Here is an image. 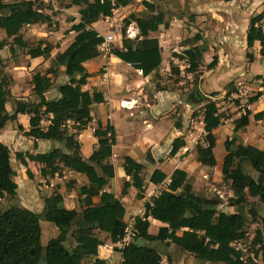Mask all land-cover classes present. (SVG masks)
Segmentation results:
<instances>
[{"label": "crops", "instance_id": "1", "mask_svg": "<svg viewBox=\"0 0 264 264\" xmlns=\"http://www.w3.org/2000/svg\"><path fill=\"white\" fill-rule=\"evenodd\" d=\"M41 1L43 4L47 3L46 0ZM140 2L149 3L153 8L148 10L140 6L132 9L133 5L129 3L128 6L114 11L113 15L126 14L122 17L123 20L131 14L145 18L160 16L161 24L155 32H149L148 36L149 39L158 41L161 50V65L158 70L144 76L140 70L116 58L113 51L123 49L124 41L119 39L118 34L115 35L112 43L115 47L112 49L110 46L98 47V56L84 64L89 78L82 90L89 94L101 95L104 102L90 106L91 122L86 129L77 131L74 122L67 123L69 132L75 135V140L80 144L81 155L86 160L97 149V139L94 137L97 125H101L102 128L109 126L113 130L115 144L108 162L113 166L114 177L100 193L112 195L122 204L125 209L126 225L134 220L135 211H142L145 204L150 203L160 193L156 191L159 185L150 183L155 171H160L167 179L177 169L186 172L192 184V192L198 196L195 192L198 186H203L207 181L209 170L217 168L221 170L225 156L224 143L227 140L234 139L237 144L264 150V115L259 120L255 118L264 114V56L261 54L260 42H255L252 49L248 50L246 41L250 20L264 12V0H140ZM45 10L44 7V13L49 15ZM62 10L73 18L66 19L58 30L47 33L44 31L49 24H38L27 26L21 31L24 42L33 44L31 42L35 38L36 43L44 42L42 48L48 44L51 51L47 57L31 58L26 50L16 46L13 47V51L9 47L0 51L3 74L10 79L8 87L10 98L6 104V112L9 115L14 113L17 102L27 106L38 103L32 85V77L36 73L50 79L51 87L44 94L48 102L58 100L60 98L58 88L68 84L69 80L63 67L57 69L55 76L49 73L55 56L63 53L73 42L76 34L71 32L70 28L80 20L77 8ZM125 10H128L127 13ZM49 16L52 22V17ZM90 29L96 31L103 39L113 35L109 33L110 28L101 19L92 24ZM0 39H5V34L1 30ZM135 43L128 44L132 48ZM195 48L202 52L204 66V70L200 71L201 75L196 78L195 73L186 72L188 59L184 54ZM248 52L252 55V60H248ZM214 57L217 58V64L212 69H207ZM171 65L174 66L176 80L168 79L173 73ZM184 79L190 84L186 85ZM166 80L171 84L170 88L164 87ZM194 83L207 99L201 104H193L189 100ZM228 85L233 86L235 91L227 97ZM258 93H260L258 100L248 105L247 100ZM224 98L230 102L239 100L240 105L235 106L234 102L228 105L221 103ZM121 102L130 103L132 108L130 110L121 108ZM209 102L215 103L217 115L222 117L220 126L212 131L213 154L216 160V166L213 168L200 165L196 161L195 153V146L198 143L206 146L203 119L204 107ZM246 110L249 112L248 126L235 131V122ZM51 118L50 115H44L41 127L47 128ZM175 120L178 123H175L177 122ZM29 121V115L18 114L16 120L8 121L0 131V143L10 151V165L15 175L13 181L17 185L16 196L8 205L31 211L39 220L45 221L44 199L57 194L62 198L61 206L64 209L80 212L85 197L81 190L90 188L84 175L61 167L60 173L53 178H42L41 170L44 167L42 164L30 162L25 158L26 165H22L16 159V154L24 156L25 153H29L35 156L59 148V144L54 141H35L31 137H25L24 133L29 131ZM19 127L23 128V132L19 131ZM218 136H221V141L218 140ZM176 139H182L185 145L171 157L172 143ZM221 146L223 152L216 153V149ZM126 158L142 166L140 178L146 194L131 185L132 177L128 176L127 172L133 173V170L125 164ZM125 183L131 186L126 194L122 195ZM100 201V196L92 199L94 205H99ZM260 211L261 209L258 215L264 218ZM148 220V234L157 236L159 229L165 225L152 219ZM96 236L103 243L97 250L98 259L108 264H121L122 258L117 244L110 242L109 235L98 231ZM54 237L43 241L44 244ZM162 245L164 244L159 243L158 248ZM174 247V245L167 247V252L172 253L171 249ZM158 251L161 253L163 264L166 255H163L160 249ZM179 252L187 255L180 250ZM191 260L192 264H202L192 257ZM94 262L95 258L91 257L84 259L83 264Z\"/></svg>", "mask_w": 264, "mask_h": 264}, {"label": "trees", "instance_id": "2", "mask_svg": "<svg viewBox=\"0 0 264 264\" xmlns=\"http://www.w3.org/2000/svg\"><path fill=\"white\" fill-rule=\"evenodd\" d=\"M68 1L69 4L65 8H77L80 17L79 22L70 28L76 36L63 53L55 56L49 71L55 76L57 69L63 67L69 80L68 84L58 88V100L48 102L44 94L51 87L50 79L36 73L32 77V85L38 103L27 106L17 102L14 113L9 115L6 112V104L10 98V79L3 74V63L0 59V131L8 121L16 120L18 114L29 115V131L25 132L24 136L35 141L57 142L65 151L58 148L35 156L29 153L24 156L16 154V159L22 165H26L25 158L30 162L42 164V178H53L60 173L61 167L68 168L84 175L90 188L81 190L85 197L80 212L64 209L61 206L62 198L57 194L44 199L45 221L52 224L57 232L45 245L41 220L36 214L14 205L4 208L1 205V202L10 201L16 196L17 185L13 181L15 175L10 165V151L0 143V264H83L84 259L91 257L95 258L94 264H108L98 259L97 250L103 243L95 235L96 232L108 234L110 242L117 244L124 237L127 227L122 204L114 196L100 193L114 177L113 166L108 162L115 144L113 130L109 126L102 128L97 125L94 130L97 149L86 160L81 155L80 144L75 140V135L69 132L67 123L74 122L77 131L86 129L91 122L90 106L104 102L101 95L89 94L82 90L89 78L84 64L98 56V47L104 42L90 26L100 19L112 17L114 11L128 6L130 0ZM143 6L148 10L153 8V5L146 2H143ZM43 9L41 0H20L13 3L0 0V30L5 34V39H0V51L5 47L13 51L16 46L26 50L31 58L47 57L51 51L48 44H45L44 48L43 41L30 44L24 42L21 35V31L27 26L51 23L50 16L45 14ZM263 19L264 12L250 20L246 38L248 50L252 49L255 42H260L262 56L264 34L258 29V24ZM132 22L136 23L140 37L132 48L124 41L123 48L128 51L114 50L113 55L148 76L161 65L158 41L148 38L149 32H155L161 24L160 16L145 18L131 14L124 19L125 27ZM184 54L188 59L186 72L196 74L203 60L202 52L195 48ZM247 58L252 60L249 52ZM216 64L217 58L214 57L207 69H212ZM170 69L175 72L173 65ZM229 94L228 91L227 97ZM259 97L260 93L249 98L247 104L256 102ZM217 113L215 103L209 102L205 105L203 123L206 146L201 143L195 146L196 161L208 168L216 166L212 131L220 126L222 118ZM44 115L52 116L50 125L45 129L41 127ZM263 115H257L255 118L259 120ZM248 118L249 112L246 110L235 122L234 130L248 126ZM19 131L23 132V128L19 127ZM184 145L182 139H176L172 143L170 156L174 157ZM224 150L221 174L222 180L230 183L234 195L231 205L236 209L250 207V219L245 220L238 213L218 212L219 203L193 194L187 173L177 169L170 176L171 183L167 189L145 204V220L135 219L136 235L133 241L123 249H118L122 258L121 264H160L161 253L152 248L156 243L174 245L202 263L244 264L240 261L241 257H245V264H258L256 259L264 263V240L261 232L257 230L249 245L246 243L249 225L258 224V221L264 225V219H259L254 208L256 203L264 205V150L237 144L234 139L224 143ZM124 162L133 170V173L127 172L128 176L132 177L131 185L142 192V166L129 158ZM245 164L257 174V180L244 172ZM166 179V175L155 171L150 183L157 186ZM131 185L124 184L122 195L126 194ZM98 196L101 199L100 204L94 205L92 199ZM249 199H253L255 203H250ZM148 219L165 225L159 229L157 236L148 234ZM68 238L72 239L73 248L66 245ZM138 241L145 242L146 245L138 244ZM237 243L246 246V253L235 251L233 246Z\"/></svg>", "mask_w": 264, "mask_h": 264}, {"label": "rangeland", "instance_id": "3", "mask_svg": "<svg viewBox=\"0 0 264 264\" xmlns=\"http://www.w3.org/2000/svg\"><path fill=\"white\" fill-rule=\"evenodd\" d=\"M19 1L20 0H6L7 3L19 2ZM112 1H114V0H112ZM46 2L47 3L44 4V7L46 8L45 11H48V14L51 15V17H52L51 23H53V24H49V26L47 28H45L46 31H44V32H47V33L54 32V31L58 30L62 24H64L63 22L66 19L73 18L72 16H69V14H66L62 10L65 8L66 5L69 4L68 0H46ZM130 3H131V5H133L132 9H137L140 6H143V4H142V2H140V0H130ZM125 11H126L125 13H127L128 10H125ZM125 15L126 14L120 15L117 13L116 15H113L112 18H110L109 20L101 19V21H103L107 24V26L110 28L109 33L113 34L114 36L115 35L117 36V34L119 35V33L122 34V32H123V35H125V29L127 26L125 27L124 20L122 19V17ZM53 25H55V26H53ZM42 29H44V28H42ZM31 43L36 44L35 38ZM58 43H60V42H58ZM112 47H115V46L110 45L111 49H112ZM201 68H203V69H201ZM203 70H204V66L201 63L198 70H197V73L194 74V77L196 78V77L200 76L201 75L200 71H203ZM176 76L177 75L173 72L172 77H168V79L169 80H176ZM184 80H185V82H187L186 85L190 84V82L188 80H186V79H184ZM167 81L168 80H166L164 87L170 88L171 84H169ZM194 84L196 86V83H194ZM231 85H228V87H226V90H228L230 93L235 91V88ZM193 89H194V85H193V88L191 90H193ZM222 102L224 104H227V105L230 104L231 102H234L235 106L240 105L239 100L230 102L227 98L226 99L224 98V100L221 101V103ZM224 115L226 116V114H224ZM174 118L176 119V115L174 116ZM175 121H177V120H175ZM175 123H178V121ZM218 140L219 141L222 140L221 136H218ZM218 145H220V143ZM222 146H223V144H222ZM222 146L218 147L216 149V153L223 152ZM59 148L62 149L63 151H65V149L62 146H60V144H59ZM163 160L165 161V159H163ZM180 160L182 161V158H180ZM243 168H244V172L246 174L250 175L253 179L257 180V174L251 170V168L249 167L248 164H245L243 166ZM220 171L221 170L218 168L213 169V170H209V172L207 173V175H208L207 181L204 182L205 181L204 180L203 186H198V190L195 193L204 199L214 200V201L218 202L219 205L222 206V207L218 206V208H217L218 212L223 211L225 213L236 214L237 209L231 205V200L234 198V195H233L230 183L224 182L222 180V174ZM41 187H43V186L41 185ZM143 192H144V190H143ZM144 193L146 194V192H144ZM218 193H220L223 196V199L219 198ZM249 201H250V203H253V202L255 203V201L253 199H249ZM8 203H10V202L8 200H5L2 202L1 205L3 208L8 207L9 206ZM249 208L250 207H246L245 209H243L244 216L247 220L250 219V216L248 215ZM254 208L257 210V212L259 211V209H261L260 212L262 213V216H264V205L256 203ZM262 208H263V211H262ZM258 217H259V219H264L261 216H258ZM41 225H42V229H43L44 242L46 240L50 239L51 237L56 236L57 232H55L56 228H53L54 226H52V225L50 226L49 223H47L46 221H41ZM257 230H259L261 232V234L263 236V240H264V225L261 224L260 221H258V224L249 225V227L247 228V231H246L247 237H248L247 238L248 240L246 242L247 245H249L251 240L254 239L255 233ZM138 244L146 245V243L142 242V241H138ZM66 245L68 247H71L73 245L71 238H68ZM169 246L170 245L164 244L158 248V250L160 249V251L163 252L162 253L163 255H166V256H164L165 262L163 264H192L191 263V261H192L191 257L182 254L175 247L171 249V250H173V251H171L172 253L167 252L168 249H166V248ZM256 261L258 262V264H264L263 262L260 261V259H256ZM198 263H200V262L198 261ZM161 264H162V262H161Z\"/></svg>", "mask_w": 264, "mask_h": 264}, {"label": "built area", "instance_id": "4", "mask_svg": "<svg viewBox=\"0 0 264 264\" xmlns=\"http://www.w3.org/2000/svg\"><path fill=\"white\" fill-rule=\"evenodd\" d=\"M258 29L261 31L262 34H264V20H262L258 24ZM138 37H139V29L135 23H130L126 27L125 35H122L121 33H119V39L121 41H127V43H135L136 40L138 39ZM114 40H115L114 35H108L104 38V42L99 47H101V48L107 47L108 48L110 45H112ZM123 51H128V49L123 48ZM120 107L123 109H127V110H130L132 108V106L128 102H121ZM170 183H171L170 178L166 179L156 189L157 193L166 190ZM159 194H157V195H159ZM218 194H219V198L223 199V196L220 193H218ZM144 215H145V208L142 211H135V213H134L135 218H133L134 220L131 221L130 224L126 225L127 227L125 229L124 237L117 243V247L119 250L123 249L125 246H127L128 244H130L133 241V239L136 235L135 228H134L135 219L140 218L144 221L145 220ZM233 248L235 249V251L242 253V254L246 253V251H247L246 246L241 244V243H237L236 245L233 246ZM240 261H242L245 264L246 263L245 257H241Z\"/></svg>", "mask_w": 264, "mask_h": 264}, {"label": "water", "instance_id": "5", "mask_svg": "<svg viewBox=\"0 0 264 264\" xmlns=\"http://www.w3.org/2000/svg\"><path fill=\"white\" fill-rule=\"evenodd\" d=\"M189 100L193 104H201L202 102H204L206 100V97L204 95H202V93L199 91L197 86H194L193 91L189 95ZM237 213L240 215L241 218L246 220L242 207L237 209ZM41 218H43V217H41ZM158 246H159V243H156L155 245H153L152 248L155 252L158 251Z\"/></svg>", "mask_w": 264, "mask_h": 264}]
</instances>
